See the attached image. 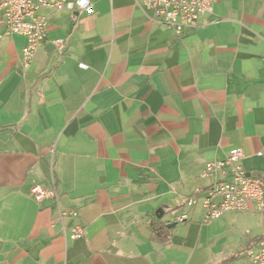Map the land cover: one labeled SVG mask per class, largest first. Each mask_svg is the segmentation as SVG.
<instances>
[{
	"label": "crops",
	"instance_id": "obj_1",
	"mask_svg": "<svg viewBox=\"0 0 264 264\" xmlns=\"http://www.w3.org/2000/svg\"><path fill=\"white\" fill-rule=\"evenodd\" d=\"M91 1L93 13L38 10L47 37L29 67L26 36L2 28L0 264H222L264 234V211L206 222L185 202L233 148L264 173V0H211L180 35L143 0ZM52 181L59 201H37L31 188ZM159 220L176 223L167 243Z\"/></svg>",
	"mask_w": 264,
	"mask_h": 264
},
{
	"label": "built area",
	"instance_id": "obj_2",
	"mask_svg": "<svg viewBox=\"0 0 264 264\" xmlns=\"http://www.w3.org/2000/svg\"><path fill=\"white\" fill-rule=\"evenodd\" d=\"M211 0H143V5L153 10L154 19L163 21L177 34H182L185 27L197 25L203 15L212 12ZM53 7L58 10L67 9L93 13L91 0H0V40L6 29L8 34H22L27 38L23 49V64L29 67L34 61L38 48L47 37V19L38 13L41 7ZM56 43L64 47V40ZM244 151L241 147L233 148L231 153L220 160L208 161L200 173L201 178L221 174L201 197L198 193L188 197L185 204L188 207L201 202L204 210V221L220 218L229 211H245L255 203L257 208L264 211V173L256 174L248 171L242 163ZM35 185L31 194L37 201L44 198H54L59 201L55 187ZM70 214L77 217V212L60 210V219ZM189 219L188 213L175 217V221L184 222ZM68 228V236L78 239L84 235L80 222H74ZM250 264H264V234L254 242L246 253Z\"/></svg>",
	"mask_w": 264,
	"mask_h": 264
},
{
	"label": "trees",
	"instance_id": "obj_3",
	"mask_svg": "<svg viewBox=\"0 0 264 264\" xmlns=\"http://www.w3.org/2000/svg\"><path fill=\"white\" fill-rule=\"evenodd\" d=\"M161 220H159V224L157 226H155L154 228V237H158V240L161 241L162 243H167L170 238V229L167 227V222H160ZM262 238L261 236H257L255 238H253L252 240H248L244 246V248H242L238 253L234 254V255H230L228 256L226 259H224V261L222 262V264H230L232 263L236 258H239L240 256L244 255L247 253L248 248L251 247V245L260 240Z\"/></svg>",
	"mask_w": 264,
	"mask_h": 264
},
{
	"label": "water",
	"instance_id": "obj_4",
	"mask_svg": "<svg viewBox=\"0 0 264 264\" xmlns=\"http://www.w3.org/2000/svg\"><path fill=\"white\" fill-rule=\"evenodd\" d=\"M164 215V211L162 209H159L156 213L157 218L161 219ZM176 223L168 224L169 227L175 226Z\"/></svg>",
	"mask_w": 264,
	"mask_h": 264
},
{
	"label": "rangeland",
	"instance_id": "obj_5",
	"mask_svg": "<svg viewBox=\"0 0 264 264\" xmlns=\"http://www.w3.org/2000/svg\"><path fill=\"white\" fill-rule=\"evenodd\" d=\"M261 212H262V211H261ZM261 212H260V210H259V211L257 212V214L261 216ZM225 214H226V213H225ZM225 214H224V215H225ZM167 217L171 218V215H168ZM227 233H228V231L226 230V231L223 233V236H225Z\"/></svg>",
	"mask_w": 264,
	"mask_h": 264
}]
</instances>
